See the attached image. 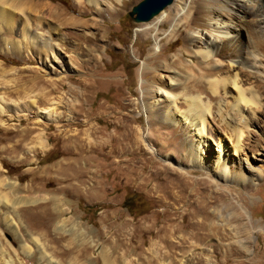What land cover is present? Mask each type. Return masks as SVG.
Returning a JSON list of instances; mask_svg holds the SVG:
<instances>
[{"label": "rangeland", "instance_id": "1", "mask_svg": "<svg viewBox=\"0 0 264 264\" xmlns=\"http://www.w3.org/2000/svg\"><path fill=\"white\" fill-rule=\"evenodd\" d=\"M24 1L5 5L18 11ZM40 1L78 15L74 0ZM140 1L127 0L113 18H103L92 43L66 40L81 42L77 65L55 35L49 46L65 67L60 58L41 61L24 46L20 19L12 32L0 25V181L15 184L13 190L0 184V193L6 192L8 203L18 202L10 214L14 232L0 213V264H47L30 236L41 241L53 259L49 264H104L105 255L111 264H264V175L245 187L185 162L176 148L180 127L159 125L147 110V97L154 98L148 87H169V77L187 78L185 92L204 99L209 92L197 88L201 79L188 71L198 64L184 50L183 26L169 36L166 22L155 33L162 10L149 21H132L128 12ZM82 5L85 17H96L87 2ZM40 12H47L45 6ZM42 26L33 32L48 36ZM173 86L179 95L182 89ZM263 123L253 132L255 164L264 160ZM38 135L43 147L36 144ZM161 168L168 172L156 173ZM180 169L193 170L171 173ZM205 180L224 188V196L215 197ZM54 199L64 209L61 231L50 225L58 217ZM29 200L37 202L24 203Z\"/></svg>", "mask_w": 264, "mask_h": 264}, {"label": "bare ground", "instance_id": "2", "mask_svg": "<svg viewBox=\"0 0 264 264\" xmlns=\"http://www.w3.org/2000/svg\"><path fill=\"white\" fill-rule=\"evenodd\" d=\"M74 1L79 6L78 15L67 14L66 10H59L56 6L40 0H25L26 7L23 3L15 7L18 11H10L5 5L7 0H0V25L5 31L12 32L17 26L16 20L20 19V31L24 46L31 49L41 61L47 57L50 60H54L55 57L60 58L61 67H65L67 62L49 46L51 45L49 39L55 35L62 45L69 39H81L82 42L91 41L92 43L97 35H101L102 19L113 18L127 4V0ZM82 2L84 4L87 2L93 8L96 17H85L86 10ZM176 2L172 5L173 7H169L168 11L162 10L155 17V33L166 22L171 23L168 31L169 36L176 34L183 26L184 50L186 53H192L198 64L195 65L197 69L189 66L188 71L191 72L189 73L194 79H201L202 85L199 86L201 82L196 83L198 84L197 88L205 86L209 92L208 98L204 99L205 97L203 98L199 93H192L193 91L185 92L186 82L183 80H187V78L179 81L177 77L174 79L169 77V87H148V90L154 93V98L149 100L147 97L145 103L147 110L150 112V116L154 117L156 123L174 124L180 127L182 143L176 148L180 150L185 162L197 167H208L216 178L246 187L264 175V160L261 164H255L251 153L255 141H257L253 132L260 126L259 123L264 121L262 119L264 116L262 111L264 93L260 91V88L264 91V0H176ZM44 6L47 12L42 13L40 11ZM81 6L84 8L83 10L80 9ZM33 10L35 14H31L32 17H29L27 12L32 13ZM43 23L47 25L48 36H41L40 32H38L39 34L33 32V28H45L42 26ZM189 30L191 33L187 32ZM79 43L81 42L71 41L70 44L63 45L64 50L73 52L74 55H70L69 60L75 65L78 64L75 50L78 49ZM87 46L88 44L84 49L88 53L92 49ZM154 55L155 53L152 54L153 59ZM91 58L95 59V55H91ZM192 70H196L198 75H195L196 73H193ZM187 77L191 79L189 76ZM173 85L182 89V92L178 93L179 95ZM0 99L2 98L0 97ZM2 112L3 106L0 104V113ZM49 113H47L48 116ZM154 132L162 134V131L158 129H154ZM40 135L37 136L36 144L38 147H43L44 141ZM161 146L159 145V148ZM181 170H172L171 173L184 174L193 169L191 171ZM158 171L168 172L166 168L156 170V173ZM5 180L4 182L0 181V184L13 190L15 184ZM202 184L205 188H210L215 197L216 195L224 196L222 193L225 191L224 188L216 186L209 180H205ZM26 202L33 204L37 200L24 201V203ZM17 203H8L6 192L0 193V207H3L0 208L2 221L11 231H13L11 227L15 222L12 221L10 214L14 212ZM53 205H55L53 210L58 217L50 225L54 230L61 231L64 222L62 217L64 209L59 206L56 200ZM239 215L238 212L234 213L236 217ZM29 239L41 260L47 264L53 262L51 256L49 257L43 250L41 241L37 237L30 236ZM21 248L26 252L31 249L24 243L21 244ZM102 261L104 264H111L107 255L102 257ZM8 263L9 261L6 260V264Z\"/></svg>", "mask_w": 264, "mask_h": 264}, {"label": "water", "instance_id": "3", "mask_svg": "<svg viewBox=\"0 0 264 264\" xmlns=\"http://www.w3.org/2000/svg\"><path fill=\"white\" fill-rule=\"evenodd\" d=\"M173 0H141L128 12L132 21L146 22L169 6Z\"/></svg>", "mask_w": 264, "mask_h": 264}]
</instances>
